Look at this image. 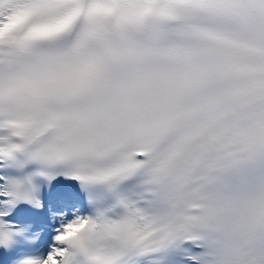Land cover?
<instances>
[{
	"label": "snow or ice",
	"instance_id": "snow-or-ice-1",
	"mask_svg": "<svg viewBox=\"0 0 264 264\" xmlns=\"http://www.w3.org/2000/svg\"><path fill=\"white\" fill-rule=\"evenodd\" d=\"M0 264H264V0H0Z\"/></svg>",
	"mask_w": 264,
	"mask_h": 264
}]
</instances>
